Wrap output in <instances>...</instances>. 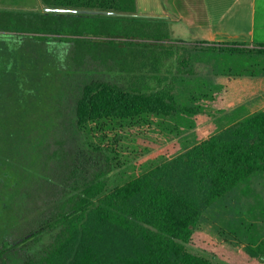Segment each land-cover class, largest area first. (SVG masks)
<instances>
[{
	"label": "trees",
	"instance_id": "trees-1",
	"mask_svg": "<svg viewBox=\"0 0 264 264\" xmlns=\"http://www.w3.org/2000/svg\"><path fill=\"white\" fill-rule=\"evenodd\" d=\"M40 2L103 13L0 8V63L17 66L19 45L73 42L76 67L90 58L125 82L83 88L76 127L104 167L78 180L36 229L2 240V264L20 249L23 264H264V230L254 229L264 223V83L258 99L253 84L264 77V45L175 41L168 20L137 14V0ZM18 81L9 77L10 94L0 85L2 125L42 105L24 101ZM11 159L0 153V164ZM229 196L238 200L231 228L247 229L238 239L250 252L219 236L222 258L191 249L204 213Z\"/></svg>",
	"mask_w": 264,
	"mask_h": 264
},
{
	"label": "rangeland",
	"instance_id": "rangeland-1",
	"mask_svg": "<svg viewBox=\"0 0 264 264\" xmlns=\"http://www.w3.org/2000/svg\"><path fill=\"white\" fill-rule=\"evenodd\" d=\"M145 6L147 3L139 0L140 10ZM0 8L43 12L45 6L40 0H0ZM55 14L56 17L58 14L69 18L74 16L71 13ZM21 30L27 34L31 32L28 28ZM170 30L174 40L189 34L181 20L174 21ZM36 33L43 35L45 32ZM34 44L33 55L40 62L35 58L32 62L38 65L40 71L42 67L50 74L45 71L48 76L40 74L36 77L39 82H30L36 86L44 85L43 89V86H37L39 92L46 90L45 97L43 95L39 99L42 105L37 111L19 116V124L0 123V153L12 157L11 163L0 164V242L4 239L17 240L36 229L43 219L57 211V202L67 200L78 180L90 179L95 171L104 167L102 158L84 152L83 137L76 127V105L83 88L92 81L125 82L121 75L109 73L108 68L90 58L82 67H76L72 61L73 42L61 44L40 40ZM22 49L20 46L17 53L26 55ZM15 61L21 68L22 59L19 62L15 58ZM124 177L114 178V184L123 183L129 175ZM237 202L236 196H229L210 207L203 215L202 227L190 248L222 258L225 246L216 239L219 236L249 251L248 245L238 239L247 229L244 227L243 231H239L231 228V224L235 227L239 225L238 215L234 212ZM235 231H238L236 236ZM23 259L24 251L20 249L8 256L7 264H23Z\"/></svg>",
	"mask_w": 264,
	"mask_h": 264
},
{
	"label": "crops",
	"instance_id": "crops-1",
	"mask_svg": "<svg viewBox=\"0 0 264 264\" xmlns=\"http://www.w3.org/2000/svg\"><path fill=\"white\" fill-rule=\"evenodd\" d=\"M144 1L147 6L140 10L137 0L138 15L164 18L171 26L174 21L181 20L187 26L189 34L175 41L203 45L240 44L251 48L264 45V0ZM262 82L264 77L254 80L255 87H259L254 99L263 97L260 92ZM254 229L256 232L264 230V223H255ZM260 241L254 243L255 251L259 250Z\"/></svg>",
	"mask_w": 264,
	"mask_h": 264
},
{
	"label": "flooded vegetation",
	"instance_id": "flooded-vegetation-1",
	"mask_svg": "<svg viewBox=\"0 0 264 264\" xmlns=\"http://www.w3.org/2000/svg\"><path fill=\"white\" fill-rule=\"evenodd\" d=\"M33 44H29V45H27L25 47H24V45H19V47L20 46L23 47L22 50H23V52L26 55L16 54V55H18V58H19L18 61L19 62H20V59H22V62L24 64V65L22 64V67L25 70L22 69V68H19L18 62H17V66H15L14 63H8L7 62V64H6L5 60L1 61V63H0V85L4 84V89H5L4 92H2L1 94H10V91H8L7 88H5V86L7 87L9 85V83H8L9 77H17V79L19 80L18 82L21 83L20 87H19L20 90L18 91L17 94H20V97L22 99H24V101H28L27 99L31 98V99H33L32 102H36L39 99H41L43 95L45 97L46 90H44L45 93H44V91L41 93L38 90L39 88H37V86L40 87V88L43 86L42 87V89H43L44 85L39 86V84H37V86H36L35 84L30 83L31 82L30 77H39V76H41L40 74H42V77H45V76H48V74H50L49 72L46 71L45 68H42V67H41L42 71H40L39 68H38V65H34V63L32 62V61H34L35 57H34L33 53L27 51V49L33 50L34 47H35V45H33ZM35 60H38V59L35 58ZM38 62H40V61L38 60ZM26 70H29L30 73L28 71H26ZM52 71H53V69H52ZM12 89H14V88H12ZM37 90H38V93H37ZM28 108L29 109H34L35 106L30 104V106Z\"/></svg>",
	"mask_w": 264,
	"mask_h": 264
},
{
	"label": "water",
	"instance_id": "water-1",
	"mask_svg": "<svg viewBox=\"0 0 264 264\" xmlns=\"http://www.w3.org/2000/svg\"><path fill=\"white\" fill-rule=\"evenodd\" d=\"M45 10L48 12L71 13V14H98V13H103V12L94 11V10L73 9V8H64V7H48V8H45ZM104 14H106V12Z\"/></svg>",
	"mask_w": 264,
	"mask_h": 264
}]
</instances>
